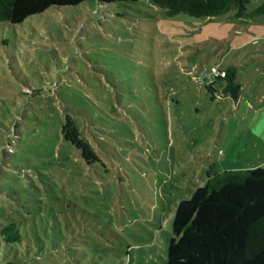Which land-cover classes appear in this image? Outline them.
I'll return each mask as SVG.
<instances>
[{"label":"rangeland","instance_id":"obj_1","mask_svg":"<svg viewBox=\"0 0 264 264\" xmlns=\"http://www.w3.org/2000/svg\"><path fill=\"white\" fill-rule=\"evenodd\" d=\"M236 13L87 0L0 22L2 261L166 264L182 199L212 172L264 168V16ZM214 67L236 72L237 101ZM11 221L23 242L7 246Z\"/></svg>","mask_w":264,"mask_h":264},{"label":"trees","instance_id":"obj_2","mask_svg":"<svg viewBox=\"0 0 264 264\" xmlns=\"http://www.w3.org/2000/svg\"><path fill=\"white\" fill-rule=\"evenodd\" d=\"M84 1L87 0H0V22L18 24L52 6L78 5ZM97 1L113 4L139 0ZM151 1L169 16L185 13L212 18L233 9L237 10L238 19L264 16V1L252 12L248 11L251 0ZM232 70L217 78L227 80L224 92H231L237 101L241 87L235 82L236 72ZM72 122L73 125L69 122L64 128L65 138L81 149L88 161V145L79 137L76 121ZM173 232L166 264H264V168L212 172L204 185L179 203ZM1 236L7 246L23 242L16 221L6 224ZM25 260L17 251L3 261L0 259V264H26Z\"/></svg>","mask_w":264,"mask_h":264},{"label":"built area","instance_id":"obj_3","mask_svg":"<svg viewBox=\"0 0 264 264\" xmlns=\"http://www.w3.org/2000/svg\"><path fill=\"white\" fill-rule=\"evenodd\" d=\"M205 73H206V71H204L202 73V75L196 81L200 82V83L204 82L205 81ZM210 75L212 77L215 76L216 78L220 77V76L223 77L226 75V72L225 71H219L217 68L214 67V68H212Z\"/></svg>","mask_w":264,"mask_h":264}]
</instances>
